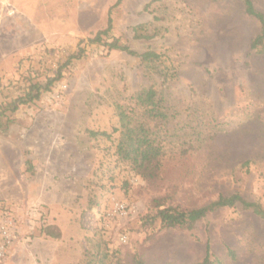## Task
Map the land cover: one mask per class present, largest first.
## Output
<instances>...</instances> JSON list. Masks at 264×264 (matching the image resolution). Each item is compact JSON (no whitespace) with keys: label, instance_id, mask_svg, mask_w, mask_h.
<instances>
[{"label":"rangeland","instance_id":"obj_1","mask_svg":"<svg viewBox=\"0 0 264 264\" xmlns=\"http://www.w3.org/2000/svg\"><path fill=\"white\" fill-rule=\"evenodd\" d=\"M8 1L1 107L29 77L45 83L84 53L39 100L1 117L0 215L16 236L0 264H197L208 246L215 264H264V218L250 209L219 208L191 229L151 220L158 198L193 209L240 192L264 207V54L250 48L260 23L242 0ZM253 2L264 13V0ZM111 7L104 41L160 53L153 68L90 41ZM140 24L154 36L135 38ZM152 84L171 114L150 123L165 145L154 180L119 157L113 132L117 104L139 117L134 94ZM49 225L60 238L43 232Z\"/></svg>","mask_w":264,"mask_h":264},{"label":"trees","instance_id":"obj_2","mask_svg":"<svg viewBox=\"0 0 264 264\" xmlns=\"http://www.w3.org/2000/svg\"><path fill=\"white\" fill-rule=\"evenodd\" d=\"M121 2L117 0L113 5L116 6ZM245 12L248 16L257 19L260 23V30L251 41L250 48L257 52L264 54V13L258 10L253 0H242ZM112 7L109 10V17L107 27L98 31L94 38L90 39L92 43H102L108 47L109 50H119L127 54L136 56L147 66L153 68V65L159 61L161 54L154 50H146L138 52L131 48L128 43L121 42L118 38H113L112 41H104L103 37L108 36L113 28V21L110 16ZM135 38H152L155 33L147 32L144 25H136L133 28ZM84 53V48H80L77 53H73L60 66L55 76L48 77L45 83L34 81L29 77L24 92L6 103L3 107L0 106V120L6 110L12 112L19 108V105L30 104L41 98L44 92L50 91L52 86L62 76V70L74 58H80ZM32 70V67H29ZM152 70V69H151ZM136 105L141 107V117L136 116L135 112H129L123 108V105L117 104L119 115V126L113 129L114 133H119V140L117 143L116 152L121 159L131 164L132 168L144 178L154 180L160 175L162 169V158L165 154V145L163 144L161 136L158 131H154L150 123L152 121H166L171 117L167 107L163 106V97L158 94L154 84L144 87L134 94ZM92 136L103 135L110 137L112 133L107 131L91 130ZM156 213L151 217L152 222L159 220L162 227H187L193 228L196 222L205 218L208 214L216 211L222 207L240 206L243 209H250L261 218H264V207L261 203L251 201L245 198L240 192H234L229 195L221 194L216 200L207 205L193 208L181 209L174 206H164L162 199H155ZM43 232L48 236L55 238L61 237V231L53 225L43 228ZM120 264V263H118ZM136 264H143L142 261H137ZM197 264H215L211 259L210 248L207 247L205 257Z\"/></svg>","mask_w":264,"mask_h":264},{"label":"built area","instance_id":"obj_3","mask_svg":"<svg viewBox=\"0 0 264 264\" xmlns=\"http://www.w3.org/2000/svg\"><path fill=\"white\" fill-rule=\"evenodd\" d=\"M15 13L14 8L8 0H0V19L3 15L11 16ZM115 211L126 214V207L123 204H116ZM13 219L8 216L0 215V258L6 257L10 252L15 239V230L13 229ZM125 240V237L123 238Z\"/></svg>","mask_w":264,"mask_h":264},{"label":"crops","instance_id":"obj_4","mask_svg":"<svg viewBox=\"0 0 264 264\" xmlns=\"http://www.w3.org/2000/svg\"><path fill=\"white\" fill-rule=\"evenodd\" d=\"M0 100H1V97H0Z\"/></svg>","mask_w":264,"mask_h":264}]
</instances>
